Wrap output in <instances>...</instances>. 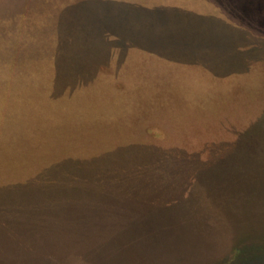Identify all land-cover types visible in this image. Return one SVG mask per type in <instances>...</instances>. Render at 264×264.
I'll list each match as a JSON object with an SVG mask.
<instances>
[{
  "label": "rangeland",
  "instance_id": "rangeland-1",
  "mask_svg": "<svg viewBox=\"0 0 264 264\" xmlns=\"http://www.w3.org/2000/svg\"><path fill=\"white\" fill-rule=\"evenodd\" d=\"M82 1L0 0V224L36 210L18 228L63 231L13 235L0 264L72 231L82 252L116 249L73 245L67 264H264V0H210L247 24V75L163 103L121 93V57L73 26ZM153 107L182 125L154 126Z\"/></svg>",
  "mask_w": 264,
  "mask_h": 264
},
{
  "label": "crops",
  "instance_id": "crops-1",
  "mask_svg": "<svg viewBox=\"0 0 264 264\" xmlns=\"http://www.w3.org/2000/svg\"><path fill=\"white\" fill-rule=\"evenodd\" d=\"M78 7L73 26L79 23L80 38L102 40L105 54L121 57L117 70L129 71L116 79L122 94L190 102L247 75V24L210 0H84ZM174 114L159 115L153 107L144 118L154 126H181Z\"/></svg>",
  "mask_w": 264,
  "mask_h": 264
},
{
  "label": "trees",
  "instance_id": "trees-1",
  "mask_svg": "<svg viewBox=\"0 0 264 264\" xmlns=\"http://www.w3.org/2000/svg\"><path fill=\"white\" fill-rule=\"evenodd\" d=\"M57 183H61V182H57ZM50 202H45L44 200V204L48 206ZM3 205L5 203H2ZM37 204H39V202H37ZM35 205V204H33ZM36 206V205H35ZM41 205H38V207H40ZM18 209V207H17ZM6 211V213H3V211ZM19 211V210H18ZM35 211V212H33ZM3 214H7L9 216V214H13L12 210L10 209L9 206H5L2 210H0V216ZM19 214V212H18ZM39 213H36V210H31V213L25 214V213H21L18 216H10L8 218H6V223L5 224H0V238H4V240L0 239V248L3 247L4 243H6V246L8 244V242H10V240H12L11 238L15 237V239H22L25 238L26 236H29V239L31 241H38V240H45V239H40V238H46V236L49 235H53V234H57V232H63L59 225H55L54 223H49L47 224V230L46 231H42V230H38L41 228L40 225L38 224H34L31 223L30 226H26L27 229H25L26 231H28L29 234L25 233L24 229H22V226L18 228V225L23 222L24 220L29 218V217H34L35 215H37L38 217ZM74 236V238L70 239L68 242H60V243H55V244H50L47 241L43 242L44 245H40V248L37 250V254H39L38 256H34L33 255V262L32 264H67V250L69 249V247L73 246L72 249H75V255H82V253H86L85 255H87L86 257H95V258H101V259H106L107 254L115 252L116 249V245L113 244H97V245H93L91 248L93 250H85L84 252H82V249H80V244L82 243V240H85L82 236L85 234H81L79 231H72L71 232ZM77 235H81L82 240H78L77 239ZM47 239V238H46ZM87 241V239H86ZM3 252V250H1ZM14 252H7V253H3L4 256H6L5 258H9L11 259V256L13 255ZM53 255H48V254H52ZM60 253V254H57ZM47 255V256H44ZM103 257V258H102Z\"/></svg>",
  "mask_w": 264,
  "mask_h": 264
}]
</instances>
